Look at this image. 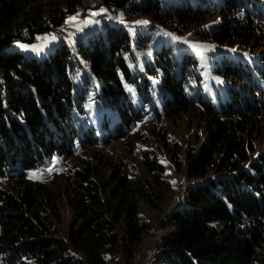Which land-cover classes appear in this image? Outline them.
Segmentation results:
<instances>
[{"label": "trees", "instance_id": "obj_1", "mask_svg": "<svg viewBox=\"0 0 264 264\" xmlns=\"http://www.w3.org/2000/svg\"><path fill=\"white\" fill-rule=\"evenodd\" d=\"M104 3L164 25L195 21L217 3L243 10L246 24L213 30L223 43L264 23V0ZM86 7V0H0V179L13 185L0 187V264H264V151L249 152L264 127V61L220 54L209 80L158 29L131 32ZM157 67L164 74L156 87ZM220 75L231 85L219 87ZM167 90L173 99L162 96ZM155 96L166 110L197 107L207 136L188 162L194 183L162 227L174 229L137 260L150 232L142 205L160 209L169 187L163 166L144 153V172L130 177L101 154L63 161L119 139L136 119L157 117ZM64 201L73 211L65 233Z\"/></svg>", "mask_w": 264, "mask_h": 264}, {"label": "rangeland", "instance_id": "obj_2", "mask_svg": "<svg viewBox=\"0 0 264 264\" xmlns=\"http://www.w3.org/2000/svg\"><path fill=\"white\" fill-rule=\"evenodd\" d=\"M224 1L221 0L222 3ZM86 5L85 10L87 8H97L104 13L106 19L117 22L126 29L130 28L131 32L152 26L164 35L171 34L166 35L165 41L182 46L183 50L188 51L190 55L195 57L201 65V69H198L197 74L202 77L201 71L203 70L210 74L207 77L209 80L214 77L211 75V71L217 67V56L220 54L230 56L234 61L247 60V62L252 63L264 61V23H259L252 28L248 36L239 38L233 36L226 43L220 42L213 36V30L222 27V25L233 29L237 25L246 24L247 22L242 17L243 10L221 8L217 3L203 9V13H200L195 21L164 25L161 21H156L150 16H123L113 8H106L104 0H86ZM220 10L225 11L223 17L217 15ZM86 20L88 19H82L81 22L75 25L77 29H84L87 23ZM142 21L148 23H137ZM60 32L67 39L72 36V33L65 29H61ZM172 36L180 39L174 40ZM192 45L207 47L194 48ZM232 49H235V51H232ZM202 56L203 60L201 59ZM254 63L253 65H255ZM219 70L223 71L222 69ZM154 74L151 77V83L157 87L160 83L159 76L164 72L157 67ZM148 76L151 75L147 74ZM218 78L215 82L219 87L230 86L232 83L231 79H226L222 75ZM182 81L186 82L184 79ZM179 92L180 94H186L182 89ZM162 96L170 100L174 98L169 90ZM162 96H155V100H153L159 106L157 117L136 119L119 139L105 145L89 147L78 154L70 156L67 161H63L65 167H67L79 164L81 160L87 158L96 160V156L101 154L107 160L118 163L122 171L130 177L144 172V153L150 155L151 158L155 156V159L163 166L165 170L164 178L169 187L164 190V199L160 209L155 210L142 205L143 213L149 220L150 232L145 237L142 249L135 256L137 260H143L145 256H151L155 253L158 249L157 242L169 230L174 229H163L162 227L167 216L181 205L182 195L186 194L189 186L194 183V180H189L186 175L188 162L192 154L201 150L207 136L206 119L197 107H175L174 110H166V106H162L166 104V99H164V103H161ZM187 96H189V93H187ZM261 119L264 125V115ZM254 135L251 144L252 150L249 149V152L254 155L253 158H257L264 151V127L260 131H255ZM127 142L130 144L128 145ZM8 181L0 179V187H13L12 183ZM59 210L61 213L59 228L61 232L65 233L72 221L73 211L66 201L59 205Z\"/></svg>", "mask_w": 264, "mask_h": 264}, {"label": "snow or ice", "instance_id": "obj_3", "mask_svg": "<svg viewBox=\"0 0 264 264\" xmlns=\"http://www.w3.org/2000/svg\"><path fill=\"white\" fill-rule=\"evenodd\" d=\"M73 19H75V18H73ZM121 22H123V21L121 20ZM137 23H144V24H147L148 22H147V21H142V22H137ZM166 35H171V34H166ZM53 39H55V37H53ZM172 39L177 40V39H180V38L175 37V36H172ZM186 42H187V41L185 40V43H186ZM192 47H194V48H206L207 46L192 45ZM232 51H235V49H232ZM201 59L203 60V56L201 57ZM129 91H132V89H129ZM32 175H35V174H32ZM173 183H174V182H173Z\"/></svg>", "mask_w": 264, "mask_h": 264}]
</instances>
